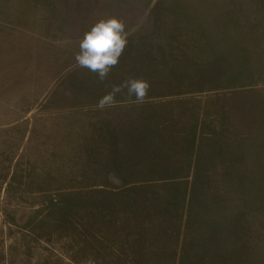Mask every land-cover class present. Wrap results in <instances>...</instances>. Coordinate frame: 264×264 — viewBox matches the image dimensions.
Instances as JSON below:
<instances>
[{
  "label": "rangeland",
  "instance_id": "1",
  "mask_svg": "<svg viewBox=\"0 0 264 264\" xmlns=\"http://www.w3.org/2000/svg\"><path fill=\"white\" fill-rule=\"evenodd\" d=\"M185 1L0 0V264L264 263V178L225 180L208 214L204 180L162 177L172 151L154 133L140 187L131 141L117 147L118 127L144 113L192 134L213 115L264 109V0ZM231 8L261 34L218 59L205 17Z\"/></svg>",
  "mask_w": 264,
  "mask_h": 264
},
{
  "label": "crops",
  "instance_id": "2",
  "mask_svg": "<svg viewBox=\"0 0 264 264\" xmlns=\"http://www.w3.org/2000/svg\"><path fill=\"white\" fill-rule=\"evenodd\" d=\"M190 1L186 0L185 2L189 4ZM194 3L202 5L203 0H196ZM212 6L216 8L218 3L212 2ZM203 8L205 9L204 6ZM187 13L189 12H186L188 19ZM192 13L194 16L196 15L194 12ZM213 15L207 16L206 14L207 17L205 19L211 17L210 23H207V36L213 45L210 52L214 53L215 58H229L231 57L230 54L237 55L240 49H243L244 52L250 50L253 36L256 37L257 35L258 37L261 34V25L258 22L252 25V28H248L249 22L243 21V18L247 17L241 13L237 14L236 11H232V8L226 16L228 18L223 21H220L218 18L223 17L222 15H217L218 17ZM209 58L212 59L213 57ZM256 77L257 75L253 76L251 81H254ZM247 88L249 89V87ZM239 91H245V89L242 90L240 88L233 92L241 94L242 92ZM223 92L231 93V91ZM147 108L148 103H146L144 109ZM185 111V108L179 110L181 112L179 116H183L177 118L179 121L186 116ZM217 114L219 115L220 113ZM225 115H213L211 118L205 119L202 124L198 123L197 131L192 134H190V124L188 122H185L181 128L173 129L171 128L173 126L171 121L169 123H151L148 121V115L145 113V118H139L136 128H134L133 124L132 128L121 124L118 128H124V133L120 134L121 145L119 143L117 147L122 148L124 144L122 142L131 141L130 146H133V149H130V152L128 151L129 156L126 157L128 160L125 161L129 165L132 164L131 166L133 167L130 179L137 180L132 184L136 187L143 185V182L139 179L146 177L147 173L146 171L143 172L140 168L145 166L147 159H153L155 154L141 157V152H139L143 142L147 141V136L150 133H154V136H150V138L155 139L157 143H162L160 144L162 147L170 146V150L172 151L170 158H168V164L161 163L162 165H160L162 172L166 173L162 177L169 176L167 172L169 170L170 177L166 178L168 181L172 179L178 180L179 178L187 180L188 183L189 180L192 181L193 179L204 180V193L202 196L204 213L211 214L214 212L211 207L216 208L223 202L221 184L224 186L225 180L264 178V145L261 144L259 147L258 144V132H264V109L262 108V104L256 107V110L241 111L238 108H234L231 113ZM139 124L148 125V128L141 127ZM124 136L128 138L124 139ZM253 140L255 143H252ZM243 144L247 145L245 151H242ZM252 144H254V148L250 149ZM125 145L128 144L125 142ZM174 149L175 155H173ZM259 154L262 155L261 158H259ZM177 172L183 174L180 176L171 175ZM189 192L188 196L190 195ZM188 201L189 197L185 203L187 211L192 209ZM170 217L176 219V213L174 214L172 211ZM209 217L211 220H215L214 214L209 215ZM209 217L206 218L209 219ZM216 220V224L219 226L223 221L220 213L216 215ZM263 225L260 224L261 227ZM172 228L175 229V224ZM200 231L203 232L202 230ZM198 237V242H205L206 235ZM250 239L254 240L255 238L251 237ZM251 253L253 252H249V255Z\"/></svg>",
  "mask_w": 264,
  "mask_h": 264
}]
</instances>
